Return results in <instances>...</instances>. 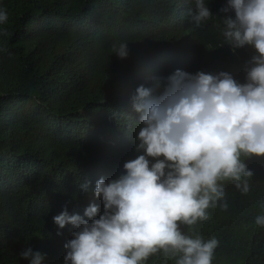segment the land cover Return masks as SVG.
<instances>
[{
  "label": "trees",
  "instance_id": "obj_1",
  "mask_svg": "<svg viewBox=\"0 0 264 264\" xmlns=\"http://www.w3.org/2000/svg\"><path fill=\"white\" fill-rule=\"evenodd\" d=\"M206 3L219 13L225 0ZM0 7L8 14L0 25V264H27L18 255L26 245L46 253L45 264H63L71 226L58 229L52 217L65 205L82 215L100 204L80 185L115 177L135 158L136 87L175 69L227 71L243 82L254 50L233 54L218 18L192 25L194 0H0ZM121 41L127 59L111 51ZM247 164L254 171L247 195L224 182L228 208L184 226L219 240L213 264H264V227L255 224L264 214V158ZM163 261L157 253L147 264Z\"/></svg>",
  "mask_w": 264,
  "mask_h": 264
},
{
  "label": "clouds",
  "instance_id": "obj_2",
  "mask_svg": "<svg viewBox=\"0 0 264 264\" xmlns=\"http://www.w3.org/2000/svg\"><path fill=\"white\" fill-rule=\"evenodd\" d=\"M187 15L196 28L218 18L233 54L254 50L244 81L227 71L175 69L136 87L135 158L115 177L80 185L100 204H88L82 215L65 205L52 217L58 229L71 226L63 264H147L157 253L163 264H213L219 240L189 235L184 226L191 230L208 220L211 208H228L224 182L242 195L251 191L254 171L247 160L264 158V0H225L219 13L206 0H194ZM7 20L0 7V25ZM128 45L113 43L111 51L127 59ZM255 224L264 227V214ZM18 255L27 264H45L47 256L30 245Z\"/></svg>",
  "mask_w": 264,
  "mask_h": 264
}]
</instances>
